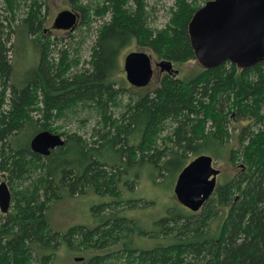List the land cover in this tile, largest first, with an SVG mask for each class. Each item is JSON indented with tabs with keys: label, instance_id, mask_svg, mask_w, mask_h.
Returning <instances> with one entry per match:
<instances>
[{
	"label": "trees",
	"instance_id": "1",
	"mask_svg": "<svg viewBox=\"0 0 264 264\" xmlns=\"http://www.w3.org/2000/svg\"><path fill=\"white\" fill-rule=\"evenodd\" d=\"M47 1L0 0V181L12 196L10 210H0V264H54L62 246L84 259L75 264H264V63L175 73L196 61L188 27L210 0H173L162 28L152 24L150 0L96 7L65 0L77 21L61 36L45 32ZM94 22L90 60L80 69L79 33ZM23 45L34 66L20 73ZM130 45L175 71L158 68L146 88L118 80L120 55ZM74 117L96 120L90 139L55 126ZM42 135L58 146L37 151L33 143ZM201 155L229 161L234 175L200 211L177 201L142 231L129 216L140 200L128 192L143 178L174 192L180 172ZM89 189L109 199L94 208L96 225L55 231L52 203ZM141 239L155 245L144 248Z\"/></svg>",
	"mask_w": 264,
	"mask_h": 264
},
{
	"label": "water",
	"instance_id": "2",
	"mask_svg": "<svg viewBox=\"0 0 264 264\" xmlns=\"http://www.w3.org/2000/svg\"><path fill=\"white\" fill-rule=\"evenodd\" d=\"M77 17L69 11L56 18V28L69 30ZM188 33L196 61L205 70L231 63L245 70L264 63V0H210L192 17ZM161 73L175 71L171 62L156 63ZM127 82L136 88L148 87L154 76L152 56L146 51H133L125 57ZM178 74V71H175ZM49 135L34 140L37 151L48 152L58 146ZM220 170L211 156L192 160L178 175L174 194L177 201L196 213L215 192ZM12 205L7 183L0 184V210L8 212ZM76 258L75 262H82Z\"/></svg>",
	"mask_w": 264,
	"mask_h": 264
},
{
	"label": "rangeland",
	"instance_id": "3",
	"mask_svg": "<svg viewBox=\"0 0 264 264\" xmlns=\"http://www.w3.org/2000/svg\"><path fill=\"white\" fill-rule=\"evenodd\" d=\"M100 1L102 0H85V3L91 5L92 7H96ZM201 2L202 0H200V3ZM23 4L24 2L23 0H21V5L24 6ZM150 5L153 7L151 16V21H153L152 24L155 25V28L164 27V25H166L168 21L169 9L173 5V0H150ZM46 6H49L46 13L47 27H50L52 25L54 19L61 12L69 9V6L67 5L65 0H49L47 1ZM24 12L25 11L23 10L19 11V17H23ZM17 23H19V20L17 21ZM99 24L100 22H94L92 28H90L89 30L88 28H84L81 33H79L80 37L85 39L84 44H82L80 47L77 45L79 47V53L76 57H79L80 59V69L85 67L87 65L86 62L90 60V49L92 43L96 39V31L99 27ZM62 34L64 33L55 35L61 36ZM79 40L80 39L78 38V41ZM24 46L25 45H23L20 49L17 60V71L20 73L28 67L34 66L29 57L24 54ZM133 51H136L135 45H130L122 51L120 55V70L117 74L118 80H125L127 82L124 72V62L125 57ZM35 54L38 61V53L35 52ZM77 62L79 61L77 60ZM157 62L156 60H153L155 75L158 77L160 76V73L159 69L156 67ZM199 67L201 66H199V63H197V61H191L177 66V68L179 69V76L182 78L196 74L197 71H199ZM80 117L81 119H83L85 117L84 113H82ZM246 124L247 122L243 121L242 123L236 124V126L237 128H240L241 126ZM96 125L97 123L94 119L89 120L85 123H79V119L74 117L69 121L59 122V124L55 126L71 133L78 132L85 138L90 139L93 128ZM235 133H237V130L233 131V135L236 137ZM230 144H236V138L233 139ZM214 166L222 173L218 177V183L223 182L224 180H226V178L232 177L236 170L227 160H219L216 162V164H214ZM1 183L4 182L1 180L0 184ZM128 197L140 200L135 210H130L129 216L133 219L138 220L142 231H144V229H152L154 223L158 220V218L167 215L170 208H175L178 205L177 200L174 199V192H167L164 188V185L162 186V188L154 186L146 178H143L139 186H137L136 191L128 192ZM107 201H109L108 198L98 196L92 189H89L88 192L84 195H78L75 197L65 196L62 199L55 200L52 203L51 208L48 212V222L55 231L61 233L66 232L74 226L82 225L92 228L97 223V217H95L94 215V208ZM148 202H151V207L145 208L144 206H147ZM140 243L144 248L149 246V248H151L153 241L141 239ZM78 257L79 256L77 255L76 251H72L66 246H62L59 250L58 258L54 264H75L74 259Z\"/></svg>",
	"mask_w": 264,
	"mask_h": 264
},
{
	"label": "flooded vegetation",
	"instance_id": "4",
	"mask_svg": "<svg viewBox=\"0 0 264 264\" xmlns=\"http://www.w3.org/2000/svg\"><path fill=\"white\" fill-rule=\"evenodd\" d=\"M57 18V17H56ZM56 18L54 19V22L52 23V25L50 27H46L45 26V32L46 33H52V34H59V33H62V32H66L68 30H63V29H59V28H56V25H55V22H56ZM155 245V243L152 244V247ZM151 247V248H152Z\"/></svg>",
	"mask_w": 264,
	"mask_h": 264
}]
</instances>
